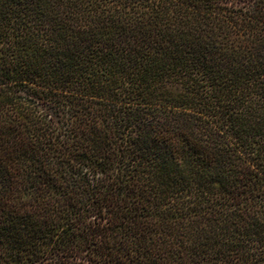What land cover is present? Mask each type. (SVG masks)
Here are the masks:
<instances>
[{
	"label": "trees",
	"instance_id": "16d2710c",
	"mask_svg": "<svg viewBox=\"0 0 264 264\" xmlns=\"http://www.w3.org/2000/svg\"><path fill=\"white\" fill-rule=\"evenodd\" d=\"M0 264H264V0H0Z\"/></svg>",
	"mask_w": 264,
	"mask_h": 264
}]
</instances>
